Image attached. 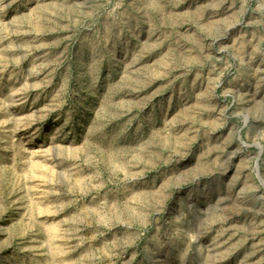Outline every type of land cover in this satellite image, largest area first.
<instances>
[{
  "label": "rangeland",
  "instance_id": "rangeland-1",
  "mask_svg": "<svg viewBox=\"0 0 264 264\" xmlns=\"http://www.w3.org/2000/svg\"><path fill=\"white\" fill-rule=\"evenodd\" d=\"M257 169L264 0H0V264H264Z\"/></svg>",
  "mask_w": 264,
  "mask_h": 264
},
{
  "label": "water",
  "instance_id": "water-1",
  "mask_svg": "<svg viewBox=\"0 0 264 264\" xmlns=\"http://www.w3.org/2000/svg\"><path fill=\"white\" fill-rule=\"evenodd\" d=\"M244 146H246L245 144H243ZM247 147V146H246ZM257 176H258V179H259V181L261 182V184L263 185L264 184V182H263V180H262V178L260 177V175H259V170L257 169Z\"/></svg>",
  "mask_w": 264,
  "mask_h": 264
}]
</instances>
